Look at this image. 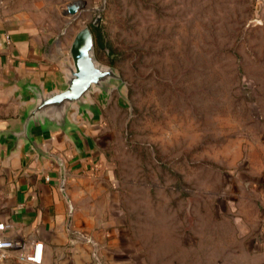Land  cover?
Returning a JSON list of instances; mask_svg holds the SVG:
<instances>
[{
  "label": "rangeland",
  "instance_id": "1",
  "mask_svg": "<svg viewBox=\"0 0 264 264\" xmlns=\"http://www.w3.org/2000/svg\"><path fill=\"white\" fill-rule=\"evenodd\" d=\"M12 1L68 56L88 26L123 79L104 111L121 204L168 234V254H221L264 187V0Z\"/></svg>",
  "mask_w": 264,
  "mask_h": 264
},
{
  "label": "crops",
  "instance_id": "2",
  "mask_svg": "<svg viewBox=\"0 0 264 264\" xmlns=\"http://www.w3.org/2000/svg\"><path fill=\"white\" fill-rule=\"evenodd\" d=\"M67 58L31 9L3 0L0 129L19 119L32 86L43 94L64 88ZM89 101L93 108L73 113L75 130L47 133L44 155L0 137V222L12 225L9 235L27 247L42 242L41 264H264V187L260 205L223 235L221 254H168V234L121 204L124 184L110 146L108 101L98 92ZM173 244L182 247L183 238ZM3 264L30 263L13 252Z\"/></svg>",
  "mask_w": 264,
  "mask_h": 264
},
{
  "label": "water",
  "instance_id": "3",
  "mask_svg": "<svg viewBox=\"0 0 264 264\" xmlns=\"http://www.w3.org/2000/svg\"><path fill=\"white\" fill-rule=\"evenodd\" d=\"M82 5L79 2L67 4L68 13L76 16ZM97 16L95 23L98 22ZM66 76L64 88L43 94L39 86H32L31 98L26 102L19 119L0 129V137L11 138L16 147L24 142L39 155L47 152L43 142L47 133L69 134L77 127L73 113L86 112L93 108L89 95L98 92L102 101L107 102L112 91L125 98L124 81L112 67H102L94 56L93 35L88 26L80 28L69 47V56L64 61ZM29 89V88H28Z\"/></svg>",
  "mask_w": 264,
  "mask_h": 264
},
{
  "label": "built area",
  "instance_id": "4",
  "mask_svg": "<svg viewBox=\"0 0 264 264\" xmlns=\"http://www.w3.org/2000/svg\"><path fill=\"white\" fill-rule=\"evenodd\" d=\"M2 6L3 0H0V8ZM11 227L10 223L0 222V264H3L13 252L18 260L30 264H41L42 242L35 241L27 247L20 238L8 234Z\"/></svg>",
  "mask_w": 264,
  "mask_h": 264
},
{
  "label": "trees",
  "instance_id": "5",
  "mask_svg": "<svg viewBox=\"0 0 264 264\" xmlns=\"http://www.w3.org/2000/svg\"><path fill=\"white\" fill-rule=\"evenodd\" d=\"M97 42H98L99 46L103 44V41H102L101 37L98 38Z\"/></svg>",
  "mask_w": 264,
  "mask_h": 264
}]
</instances>
